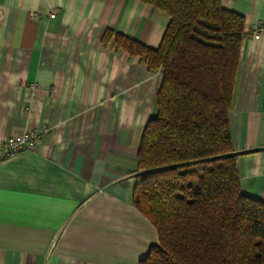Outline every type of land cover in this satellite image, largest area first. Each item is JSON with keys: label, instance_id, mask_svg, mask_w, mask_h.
<instances>
[{"label": "crops", "instance_id": "crops-1", "mask_svg": "<svg viewBox=\"0 0 264 264\" xmlns=\"http://www.w3.org/2000/svg\"><path fill=\"white\" fill-rule=\"evenodd\" d=\"M264 23V0H221ZM167 15L138 0H0V138L43 131L0 160V264H140L158 233L132 203L162 72L104 44L157 49ZM242 193L264 200V40H244L232 108Z\"/></svg>", "mask_w": 264, "mask_h": 264}, {"label": "trees", "instance_id": "trees-1", "mask_svg": "<svg viewBox=\"0 0 264 264\" xmlns=\"http://www.w3.org/2000/svg\"><path fill=\"white\" fill-rule=\"evenodd\" d=\"M138 1L167 15L161 45L103 42L163 75L132 195L159 238L140 264H264V200L242 193L230 134L245 18L221 0Z\"/></svg>", "mask_w": 264, "mask_h": 264}, {"label": "built area", "instance_id": "built-area-1", "mask_svg": "<svg viewBox=\"0 0 264 264\" xmlns=\"http://www.w3.org/2000/svg\"><path fill=\"white\" fill-rule=\"evenodd\" d=\"M264 40V23H257L245 32L244 40ZM43 131L23 132L16 136L0 138V160H7L18 156L29 146L36 145L41 139Z\"/></svg>", "mask_w": 264, "mask_h": 264}]
</instances>
